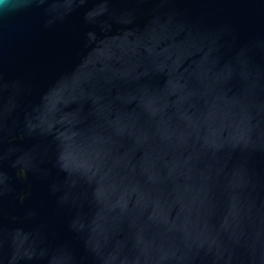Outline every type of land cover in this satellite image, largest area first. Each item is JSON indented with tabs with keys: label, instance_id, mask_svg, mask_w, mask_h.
Wrapping results in <instances>:
<instances>
[{
	"label": "water",
	"instance_id": "1",
	"mask_svg": "<svg viewBox=\"0 0 264 264\" xmlns=\"http://www.w3.org/2000/svg\"><path fill=\"white\" fill-rule=\"evenodd\" d=\"M0 264H264V0L0 5Z\"/></svg>",
	"mask_w": 264,
	"mask_h": 264
},
{
	"label": "clouds",
	"instance_id": "2",
	"mask_svg": "<svg viewBox=\"0 0 264 264\" xmlns=\"http://www.w3.org/2000/svg\"><path fill=\"white\" fill-rule=\"evenodd\" d=\"M0 5H3L5 7H7L8 5V0H0Z\"/></svg>",
	"mask_w": 264,
	"mask_h": 264
}]
</instances>
